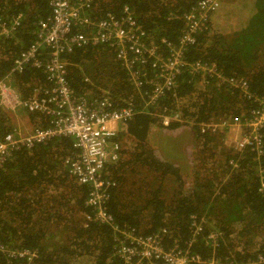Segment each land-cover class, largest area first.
<instances>
[{
    "label": "trees",
    "instance_id": "obj_1",
    "mask_svg": "<svg viewBox=\"0 0 264 264\" xmlns=\"http://www.w3.org/2000/svg\"><path fill=\"white\" fill-rule=\"evenodd\" d=\"M198 1L98 0L88 15L93 19L107 13L120 17L127 6L143 28L147 43H158L161 38L176 43L185 26L184 13ZM219 4L184 57L213 64L226 78L246 80L248 92L261 96L264 0ZM18 13L22 16L19 25L8 35L0 34V78L35 40L38 21L50 14L48 0H0L1 20L10 23ZM222 21L232 24L231 29L224 30ZM161 50L165 56V47ZM39 57L43 59L44 54ZM64 57L63 72L76 96L90 101L104 92L113 107L131 102L138 110L127 121L126 131L117 136L129 139L131 148L122 150L118 161L106 169L111 181L106 207L117 227L133 228L143 236L157 234L164 249L177 245L189 255L213 260V264H253L257 256H264V126L259 130L258 148L246 146L238 151L223 142L225 129L201 131L198 126L247 118L257 106L253 97L245 96L240 86L222 83L216 75L183 72L176 94L166 93L156 109L177 111L182 119L192 121L188 134L193 138L183 143L187 134L163 133L161 154L148 142L152 128L162 127L155 117L143 112L152 111L140 96L148 86L138 89L132 84L110 47L91 43ZM9 82L22 98L31 96L35 86L48 84L43 70L29 64L12 72ZM4 111L9 112L0 108V134L16 127L11 120L14 117ZM16 111L36 125L47 126L38 112L21 107ZM178 127L180 123H171L167 131ZM187 145L192 148L186 151ZM78 150L73 137H55L16 150L0 168V245L35 252L28 262L26 257L13 258L0 250V264H122L113 254V228L86 218L92 212L85 205L90 186L77 183L64 164V159ZM188 155L192 161H187Z\"/></svg>",
    "mask_w": 264,
    "mask_h": 264
},
{
    "label": "built area",
    "instance_id": "obj_2",
    "mask_svg": "<svg viewBox=\"0 0 264 264\" xmlns=\"http://www.w3.org/2000/svg\"><path fill=\"white\" fill-rule=\"evenodd\" d=\"M219 2L220 0H199L195 7L184 13L185 26L176 43L164 38L158 43H147L143 28L127 6H123L120 17L107 13L102 18L93 19L88 12L98 0H48L50 14L38 21L35 40L14 59L9 73L0 78V108L15 112L21 107L28 112H38L47 122L46 127L33 123L34 126L28 132L14 127L0 134V168L12 158L16 150L23 147L30 148L55 137H73L79 150L68 155L64 164L77 183L90 186L85 205L92 212L86 214V218L107 223L113 228L116 233L113 254L122 264H213L214 261L189 255L187 249L179 250L177 245L164 249L157 234L143 236L133 228H120L114 223L106 207V190L111 185L106 169L121 157L117 136L126 131L127 121L138 110H135L131 102L113 107L110 97L104 92L90 101L85 96H76L63 72L67 64L64 56L74 48L87 44L108 45L127 71L132 84L138 89L148 86L147 90L140 92V96L152 111L145 110L147 108L140 111L155 117L164 130L175 122L180 123L181 127L191 128L193 125L192 121L182 119L177 111L156 109L162 96L166 93H171L172 96L176 94L178 77L183 72L200 73L202 76L216 75L222 83L240 86L245 96L253 97L257 103L247 118L232 122L210 121L198 126L201 131L213 132L224 125L236 124L244 131L233 146L235 150L246 146L258 148L259 130L264 126V94L253 96L247 90L246 80L226 78L216 72L213 64L188 61L184 57L185 50L195 42L196 35L205 29L209 13ZM21 17L20 13L12 16L10 23L0 18V34L8 35L19 25ZM78 27H84L85 31L77 30ZM162 46L165 47V56ZM41 54H44L43 59L39 57ZM28 64L41 68L48 84L35 86L31 96L22 98L19 89L10 84L9 76ZM214 237L211 235L213 243ZM0 250H5L13 258L26 257L28 262L35 254L25 248L3 249L1 245ZM253 264H264V256H257Z\"/></svg>",
    "mask_w": 264,
    "mask_h": 264
},
{
    "label": "rangeland",
    "instance_id": "obj_3",
    "mask_svg": "<svg viewBox=\"0 0 264 264\" xmlns=\"http://www.w3.org/2000/svg\"><path fill=\"white\" fill-rule=\"evenodd\" d=\"M232 1V0H231ZM230 2V0H221L220 1V4H224L226 5V3ZM219 4V5H220ZM220 5V6H221ZM222 23L224 24V30H228V29H231L232 27V24H229L228 22H224L222 21ZM8 116L11 117H14L13 119H11L15 124H16V127L22 131V132H27L29 131L30 129H32V127L34 125H32L31 123L27 122L26 125L22 124L20 122L19 119H22L23 120H26V117L25 118H22L19 114H17V111L15 112H7V111H4ZM222 121V120H221ZM227 121V120H225ZM229 122V121H227ZM161 127V126H159ZM223 129L226 130V133L225 134V138L223 140V142L225 143V145L227 147H231L233 149H235L233 146L235 145V142L239 139V137H241L244 129L239 127L238 125L236 124H228V125H224L222 126V128H219L218 132H223ZM176 131H180V133L178 134V136H182V135H185V132L189 131V132H192L190 128H187V127H178L177 129H174V130H171V131H167V130H164L162 127L161 129L158 128V129H153L150 131L151 134H150V137H149V143L152 144V146L154 147L153 149L157 151V149L159 150V152L162 154V151H161V148L160 147H163L165 145V143L163 142L164 141V138H163V133H171L170 135L172 136L173 134L176 133ZM120 135H122V133H120ZM189 134H187L188 136ZM172 139H177L179 141H182V138H173L171 137ZM193 138V137H192ZM119 142H120V146H121V154L123 155L122 153V150H127V149H130L131 148V144L129 143V139H125L124 136H122L120 139H118ZM187 141H190V140H186L184 138L183 140V143L184 142H187ZM167 142L168 144L170 143L167 139ZM148 143V144H149ZM192 147L190 145H187L186 146V151L191 149ZM158 152V151H157ZM187 153V152H186ZM191 153V150L188 151V154ZM184 154V153H183ZM179 160H182L183 158H178ZM193 158L191 155H188L187 157V161H192ZM184 166V165H183Z\"/></svg>",
    "mask_w": 264,
    "mask_h": 264
},
{
    "label": "crops",
    "instance_id": "obj_4",
    "mask_svg": "<svg viewBox=\"0 0 264 264\" xmlns=\"http://www.w3.org/2000/svg\"><path fill=\"white\" fill-rule=\"evenodd\" d=\"M19 120H20V122H21L22 124H24V125H26L27 122H29V123H31V124L33 125V122H31V121H30L29 119H27V118H26V120H23V121H22V119H19ZM27 132H28V131H27ZM179 133H180V131H176V133L173 134V136H178ZM188 133H191V132H189V131L185 132V134H188ZM185 139H186V140H191V139H192V134H189Z\"/></svg>",
    "mask_w": 264,
    "mask_h": 264
}]
</instances>
